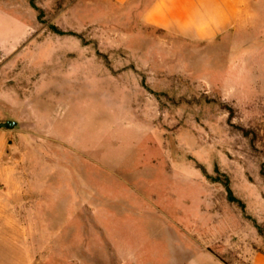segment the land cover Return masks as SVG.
<instances>
[{"label":"rangeland","instance_id":"rangeland-1","mask_svg":"<svg viewBox=\"0 0 264 264\" xmlns=\"http://www.w3.org/2000/svg\"><path fill=\"white\" fill-rule=\"evenodd\" d=\"M145 1L0 0V182L25 189L42 264L264 252V8L194 40Z\"/></svg>","mask_w":264,"mask_h":264},{"label":"crops","instance_id":"crops-1","mask_svg":"<svg viewBox=\"0 0 264 264\" xmlns=\"http://www.w3.org/2000/svg\"><path fill=\"white\" fill-rule=\"evenodd\" d=\"M108 1L122 5L131 0ZM261 7L264 0H148L139 15L143 23L175 36L212 40L255 22ZM18 21L29 26L25 20ZM8 138L9 131L0 127V176ZM24 191L16 184L0 182V264H42L33 259L31 251V229L25 225L30 210L26 209ZM248 264H264V252H255Z\"/></svg>","mask_w":264,"mask_h":264},{"label":"water","instance_id":"water-1","mask_svg":"<svg viewBox=\"0 0 264 264\" xmlns=\"http://www.w3.org/2000/svg\"><path fill=\"white\" fill-rule=\"evenodd\" d=\"M17 124L16 120L13 119H6V120H2L0 121V127H14ZM9 142H12V140H9Z\"/></svg>","mask_w":264,"mask_h":264},{"label":"trees","instance_id":"trees-1","mask_svg":"<svg viewBox=\"0 0 264 264\" xmlns=\"http://www.w3.org/2000/svg\"><path fill=\"white\" fill-rule=\"evenodd\" d=\"M36 8H38L35 4H33Z\"/></svg>","mask_w":264,"mask_h":264}]
</instances>
